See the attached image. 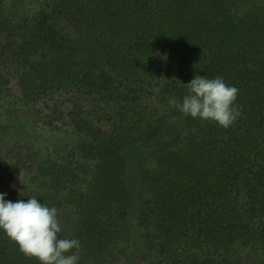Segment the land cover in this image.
I'll use <instances>...</instances> for the list:
<instances>
[{"label":"trees","instance_id":"1","mask_svg":"<svg viewBox=\"0 0 264 264\" xmlns=\"http://www.w3.org/2000/svg\"><path fill=\"white\" fill-rule=\"evenodd\" d=\"M6 1L0 93L13 113L83 135L63 150L76 160L52 170V183L78 182L77 158L99 159L89 194L72 200L70 233L60 234L80 241L79 264L106 254L120 233L127 241L120 254L140 245L131 264H212L174 254L170 245L179 241L188 253L218 251L216 264H251L253 255L264 264V1L252 12V0H43L21 20L2 17ZM196 75L220 76L239 89L242 114L229 128L175 108L144 128L138 118L115 131L81 116L90 104L127 103L155 89L182 102L184 84ZM136 145L142 156L138 184L130 187L126 161ZM35 160L19 151L0 164L6 201L35 196L49 205L42 194L3 192L41 175L45 168ZM0 264L40 262L0 230Z\"/></svg>","mask_w":264,"mask_h":264},{"label":"rangeland","instance_id":"2","mask_svg":"<svg viewBox=\"0 0 264 264\" xmlns=\"http://www.w3.org/2000/svg\"><path fill=\"white\" fill-rule=\"evenodd\" d=\"M43 0H7L3 6L5 17L10 14L13 19L21 20L23 16L27 15L38 8L42 4ZM264 0H252L253 6L252 12L257 10V7L262 5ZM254 7L256 9H254ZM264 12V10H263ZM264 15V13H263ZM75 37L78 40H85V36L76 32ZM84 38V39H83ZM87 56V51H81L80 58ZM3 75V70L0 67V78ZM175 98L170 93L162 92L159 89L150 95V97L133 100L130 102H121L117 104H101L99 106L89 105L86 106V111L81 115L84 119H89L95 125L100 126L103 130L115 131V129H127L130 124L135 122L136 119L144 118L145 121L141 122L140 128H144L148 122H152L154 118H164L172 114V107L169 105V99ZM27 115V114H25ZM171 130V129H170ZM78 133H63L62 131L51 128L50 126L40 125L37 121V117L17 115L11 111L9 101L0 93V164H5L11 159L17 152L21 154L31 153L36 155V165L41 164L45 171L40 175H30L26 170L23 176H29L25 182V187L22 183L17 186H9L6 191H14L19 194H42L45 195L47 204L50 207H56L58 209V219L61 224V234L70 233L74 224L73 214V198L84 199L90 192L92 179L95 175L96 166L99 164V159H80L79 167V179L78 182H65L64 184H53L52 170H56L57 166L62 165V161L65 159L69 162H75L76 159L71 157L70 154L64 156L63 150L69 147L71 144L75 145L78 139L83 135ZM138 148L127 154V181L130 187H135L138 184V166L142 156V149ZM28 148V149H27ZM69 147L68 150L70 152ZM52 164L55 166L51 167ZM51 167V168H50ZM50 168V169H49ZM48 169V170H47ZM69 181V180H68ZM81 196V197H80ZM70 200V203H69ZM72 201V203H71ZM82 204V202H81ZM67 232V233H66ZM128 236V235H127ZM130 240V239H129ZM129 242V241H128ZM127 244L126 234L120 233L115 237V241L111 242L108 246L106 254H98V258L92 260L90 264H114L115 260L121 258V264H131L135 258L138 257L140 252V245L137 243L133 246L131 254L127 257L121 253V248ZM235 246L242 248L239 242L235 243ZM170 249L174 254H195L200 258L210 259L212 264H216L219 259V252L212 251L210 248L200 246L198 250H191L189 253L184 242H178L177 244H171ZM236 249V248H233ZM154 256L157 254L153 253ZM257 254V253H253ZM96 255V254H95ZM251 264H261V257L253 255Z\"/></svg>","mask_w":264,"mask_h":264},{"label":"clouds","instance_id":"3","mask_svg":"<svg viewBox=\"0 0 264 264\" xmlns=\"http://www.w3.org/2000/svg\"><path fill=\"white\" fill-rule=\"evenodd\" d=\"M184 86L187 94L182 102L169 99V105L184 116L212 121L225 129L240 118L241 107L236 103L239 89L226 84L222 77L196 75ZM5 195L0 193V230L25 257L40 264H79L81 243L75 238H60L62 228L56 207L38 202L35 196L27 202H12L6 201Z\"/></svg>","mask_w":264,"mask_h":264}]
</instances>
